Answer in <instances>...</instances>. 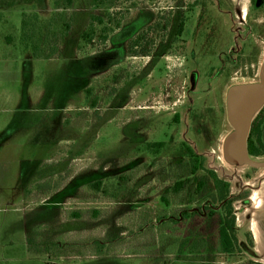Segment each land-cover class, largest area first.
<instances>
[{"label": "rangeland", "instance_id": "1", "mask_svg": "<svg viewBox=\"0 0 264 264\" xmlns=\"http://www.w3.org/2000/svg\"><path fill=\"white\" fill-rule=\"evenodd\" d=\"M71 1L0 0V264H264V169L224 155L226 94L259 80L264 8ZM195 208L205 218L180 222Z\"/></svg>", "mask_w": 264, "mask_h": 264}, {"label": "water", "instance_id": "2", "mask_svg": "<svg viewBox=\"0 0 264 264\" xmlns=\"http://www.w3.org/2000/svg\"><path fill=\"white\" fill-rule=\"evenodd\" d=\"M226 105L232 126V132L224 142L226 161L235 166L264 169V161L250 157L247 148L252 124L264 107V72L257 82L229 88Z\"/></svg>", "mask_w": 264, "mask_h": 264}, {"label": "trees", "instance_id": "3", "mask_svg": "<svg viewBox=\"0 0 264 264\" xmlns=\"http://www.w3.org/2000/svg\"><path fill=\"white\" fill-rule=\"evenodd\" d=\"M95 2L97 0H94ZM72 1L69 0V3H71ZM184 30V22L180 21L178 28H177V36L180 37L182 35V32ZM138 29L137 27H135L134 25L126 27L122 33H120V35L117 36L115 42L117 43H126L127 41H131L133 39V37L138 33ZM86 40L91 41L92 37H93V33L90 32L88 34L84 35ZM118 39V40H117ZM139 42L138 40H136L132 46L137 45ZM108 66H99L94 72H96V74H100L102 72H105L107 70ZM92 91H87V94H91ZM263 124L262 121V114L260 113L253 124L252 130H251V134L249 137V154L251 156H260L262 154V151L264 150V141L262 138V130H261V126ZM157 146L161 147L162 144H157ZM189 153H191L192 155H194V152L191 151L190 149ZM194 162V168L196 170L197 165H199L197 160H193ZM194 170V171H195ZM52 174V173H51ZM51 176V175H49ZM215 177V175H213ZM121 180V179H120ZM186 183L185 182H177L174 186V192L178 193L180 192L184 187H185ZM103 186V181L98 179L96 182L92 183V188L95 189L96 191H100L101 187ZM215 187L218 189V194L220 196V198L223 200L225 197V194H229V187L228 184L220 182L216 177H215ZM201 190L204 188V185L201 184ZM64 193H62V195H60V197L62 196L63 198L69 196L68 192L63 191ZM67 195V196H66ZM62 198V199H63ZM81 213H74L72 216L74 217V219H78L81 218ZM98 215V213L96 214V216ZM200 239H196L195 244L192 246L191 249V254L192 253H203L205 246H206V239L204 237H199ZM215 250L217 253H221V254H225V253H229L231 251L232 248V244L229 241V235L227 230H225L224 228L221 229L219 231V234H217V239L215 240Z\"/></svg>", "mask_w": 264, "mask_h": 264}, {"label": "flooded vegetation", "instance_id": "4", "mask_svg": "<svg viewBox=\"0 0 264 264\" xmlns=\"http://www.w3.org/2000/svg\"><path fill=\"white\" fill-rule=\"evenodd\" d=\"M252 4H253V8L255 10H257V11L262 10L264 8V0H253V3ZM184 30H185V24H184ZM184 30H183L182 35L180 36V38L183 37L184 32H185ZM138 42H139V40H138ZM187 57L188 56H186V58ZM191 57H192V55L189 56V58H191ZM263 72H264V57L262 58V60L260 61V63H258V73H259L258 79H260V76H261V74ZM190 81H191V87L193 89L194 87H196V81L194 79V75H191ZM191 87H190V90H192ZM226 97H227V94H226ZM225 112H226V115H227L226 99H225ZM260 113L262 114L263 124L261 126V130H262V138H263V141H264V107L262 108V110L260 111ZM253 124H254V122H253ZM253 124H252V127H253ZM251 130H252V128H251ZM250 134H251V132H250ZM249 137H250V135H249ZM247 148L249 149V139H248ZM248 153H249V150H248ZM250 157H252L254 160H258L260 157H264V150L262 151V154L260 156H251L250 155ZM249 199H251V198H249ZM182 212L183 213H182V215L180 217V220H181L180 222H187V221H189L192 218L193 219H197V218H202L203 219V218H205V213H200L199 209H196V208L195 209H190L188 211H182ZM184 213H185V215L183 216ZM189 215H190V217H189Z\"/></svg>", "mask_w": 264, "mask_h": 264}, {"label": "bare ground", "instance_id": "5", "mask_svg": "<svg viewBox=\"0 0 264 264\" xmlns=\"http://www.w3.org/2000/svg\"><path fill=\"white\" fill-rule=\"evenodd\" d=\"M260 196H261V195H260ZM261 201H262V200H260V198H259V201H258V204H259V205H258V207L261 206Z\"/></svg>", "mask_w": 264, "mask_h": 264}]
</instances>
